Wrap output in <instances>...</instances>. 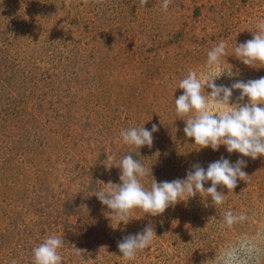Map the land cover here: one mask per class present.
Returning <instances> with one entry per match:
<instances>
[{
	"label": "rangeland",
	"instance_id": "374dc122",
	"mask_svg": "<svg viewBox=\"0 0 264 264\" xmlns=\"http://www.w3.org/2000/svg\"><path fill=\"white\" fill-rule=\"evenodd\" d=\"M0 0V264H32L31 249L52 233L65 241L64 264H129L117 244L149 223L157 238L131 264H208L242 233L264 232V157L200 149L178 117V82L196 71L216 84L264 76L233 56L264 20V0ZM228 56L208 69L220 41ZM259 67V66H258ZM211 89L205 86V93ZM233 91L230 106L238 100ZM151 130V146L123 144L120 132ZM133 155L157 183L183 179L192 166L247 161V178L212 206L197 195L151 216L136 209L116 228L91 192L120 183L106 168ZM150 187L151 177L144 181ZM206 184L205 187H209ZM207 204V206H205ZM247 212L244 227L219 231L223 212ZM113 228H112V227ZM74 248L84 250L78 260Z\"/></svg>",
	"mask_w": 264,
	"mask_h": 264
},
{
	"label": "clouds",
	"instance_id": "9594fccd",
	"mask_svg": "<svg viewBox=\"0 0 264 264\" xmlns=\"http://www.w3.org/2000/svg\"><path fill=\"white\" fill-rule=\"evenodd\" d=\"M169 2L162 0L163 10L168 9ZM251 32L254 33L252 39L236 43L232 50L233 56L245 66L264 68V20L258 22ZM225 57H229L228 48L222 40L207 52L205 66L210 70L220 69ZM225 72L231 77V71H222L218 78ZM218 78L209 77L205 84L196 71L190 70L179 80L178 89H182L183 93L174 100L175 111L182 120L187 117L183 129L185 136L194 140V146L198 145L200 149L218 151L223 146L229 154L238 153L241 157L253 160L264 157V76L247 81L235 80L230 86L216 84L214 81ZM205 86L211 89L210 93H205ZM234 90L240 92L238 100L244 101L247 98V102L230 106ZM156 131V125L151 130L144 125L134 126L122 130L120 137L123 144L140 149L152 145L153 133ZM105 161L106 168L120 169V183L109 181L105 185L100 182L103 187H97L91 192L110 210L108 218L116 228L133 220V211L136 209L147 215L158 216L170 206L197 195L205 201L210 198L214 207L223 206L227 195L218 191V186L226 188L228 193L233 192L238 180L248 177L244 171L247 166L244 159L232 162L222 157L206 168L195 164L187 171L185 178L159 183L152 177L151 167H146L141 160L134 159L133 155H125L118 161L114 155L107 156ZM146 177H151L150 187L142 182ZM209 182L210 186L206 188ZM250 219L247 212H235L229 208L223 212L222 220L219 221V231L224 234L226 230L244 227ZM156 238L151 223L142 231L123 237L117 244L121 254L119 259L131 264ZM65 246L60 234L48 235L31 249L32 264H64ZM74 252L78 260L86 262L83 258L84 250L74 248ZM208 264H264V232L242 233L237 240L223 246Z\"/></svg>",
	"mask_w": 264,
	"mask_h": 264
}]
</instances>
